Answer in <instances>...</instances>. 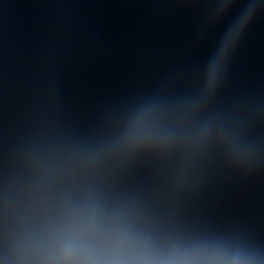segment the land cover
Masks as SVG:
<instances>
[{
	"label": "water",
	"instance_id": "95a60500",
	"mask_svg": "<svg viewBox=\"0 0 264 264\" xmlns=\"http://www.w3.org/2000/svg\"><path fill=\"white\" fill-rule=\"evenodd\" d=\"M91 207L264 264V0H0V264Z\"/></svg>",
	"mask_w": 264,
	"mask_h": 264
},
{
	"label": "clouds",
	"instance_id": "9594fccd",
	"mask_svg": "<svg viewBox=\"0 0 264 264\" xmlns=\"http://www.w3.org/2000/svg\"><path fill=\"white\" fill-rule=\"evenodd\" d=\"M11 264H175L151 240L128 226L106 221L97 207L74 211L51 224L45 234L23 242Z\"/></svg>",
	"mask_w": 264,
	"mask_h": 264
}]
</instances>
